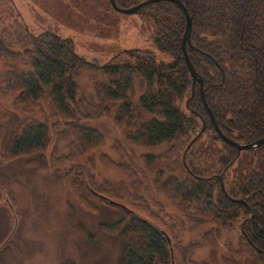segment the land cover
Wrapping results in <instances>:
<instances>
[{
    "label": "trees",
    "instance_id": "16d2710c",
    "mask_svg": "<svg viewBox=\"0 0 264 264\" xmlns=\"http://www.w3.org/2000/svg\"><path fill=\"white\" fill-rule=\"evenodd\" d=\"M144 1L115 3L130 8ZM180 2L192 20L186 52L202 79L206 103L219 128L241 144L264 138V0ZM139 15L155 28L156 53L125 51V56L95 67L76 54L70 38L51 31L31 33L22 25L13 0H0V60L9 65L0 73V97L14 93L18 107L48 102L58 119L51 125L18 121L0 152V163L25 159V165L36 172L52 170L58 176L53 178L63 180L88 211H97L91 206L93 197L104 201L108 209H117L119 219L99 229L122 242L119 264H219L214 256L193 261L198 244L174 245L162 226L131 215V196L94 187L78 161L102 143L90 124L112 114L114 123L124 127L128 143L153 149L170 146L167 156L178 176L164 181L159 173L155 185L183 213H193L198 225L211 222L215 235L239 223L244 242L239 255L246 264H264V145L238 153L216 134L201 103L200 86H193L184 61L182 11L165 1L143 7ZM87 69L104 80L93 96L78 98L76 76ZM136 79L144 92L133 105L130 92ZM139 113L147 119L142 120ZM53 133L68 142L66 155H58L56 145L48 150ZM102 161L106 162L103 157ZM125 172L135 182L133 172ZM2 173L0 193L9 186ZM7 192L11 203L12 193ZM231 199H242L245 205ZM8 237L0 240V264H11Z\"/></svg>",
    "mask_w": 264,
    "mask_h": 264
},
{
    "label": "rangeland",
    "instance_id": "374dc122",
    "mask_svg": "<svg viewBox=\"0 0 264 264\" xmlns=\"http://www.w3.org/2000/svg\"><path fill=\"white\" fill-rule=\"evenodd\" d=\"M13 2L28 31L35 35L51 31L70 38L76 54L95 67L109 63L118 55L125 56V51L137 49L156 53L152 43L156 33L153 24L139 14L116 13L108 0ZM8 69L9 65L0 60V73ZM103 80L93 70L78 74V98L93 96L95 87ZM143 92L144 87L136 79L130 92L133 105ZM15 101L14 93L0 97V152L18 121L50 125L58 121L48 102L18 107ZM113 112L111 107L110 113ZM139 114L142 120L147 119ZM90 125L97 129L102 143L78 163L89 173L94 187L104 186L131 196L134 204L128 212L162 226L169 232L174 245L182 242L181 247L187 248L188 244H198L192 253L193 261H209L210 256H214L219 264H246L239 255L244 245L239 223L215 235L210 231L211 222L198 225L193 213H183L177 202L155 185L159 173L164 181L165 177L178 176L173 173V161L167 156L169 145L153 149L128 143L124 127L114 123L112 114ZM51 139L48 150L56 145L58 155H66L68 142L55 133L51 134ZM25 163V159L0 163V170L9 179L8 189L0 193V240L9 235L10 263L119 264L122 242L104 235L99 229L103 223L117 221L119 211L108 209L106 203L96 197L91 200V206L97 207V211H88L69 193L63 180L53 178L58 176H53L52 170L39 173ZM125 171L133 172L135 182ZM8 190L12 193L11 203ZM167 239L170 240L168 236Z\"/></svg>",
    "mask_w": 264,
    "mask_h": 264
},
{
    "label": "water",
    "instance_id": "95a60500",
    "mask_svg": "<svg viewBox=\"0 0 264 264\" xmlns=\"http://www.w3.org/2000/svg\"><path fill=\"white\" fill-rule=\"evenodd\" d=\"M170 2L175 4L184 14L185 17V32L182 38V52H183V57H184V61L187 67V70L190 74L191 80H192V84L193 86L195 85H199V91L201 94V103L204 107V109L207 112V115L215 129L216 134L219 136V138L221 139L222 142H224L225 144L232 146L234 148L237 149L238 153L246 151V150H251V149H255L258 147H261L262 145H264V138L252 143V144H241L238 143L230 138H228L226 135H224V133L221 131V129L219 128L216 119L212 113V111L209 109L206 100H205V95H204V91L202 89V79L201 77L195 72L194 67L192 65V63L190 62L187 52H186V44L187 42H189L190 40V35H191V31H192V20L189 16V14L187 13L186 8L182 5V3L180 2V0H147L144 2H141L140 4L130 7V8H120L116 5L115 0H109L110 6L111 8L119 14H123V15H135V14H139V12L142 10L143 7L150 5V4H154V3H159V2ZM205 125L203 124L202 126V131H204ZM221 189L223 191V193L225 194V196H227L226 191H225V187L223 182L221 181ZM232 202L234 203H239V204H243L245 205L244 200L242 199H231ZM117 204V203H116ZM117 206L121 207L122 209H124V206L117 204ZM169 241V240H168Z\"/></svg>",
    "mask_w": 264,
    "mask_h": 264
}]
</instances>
